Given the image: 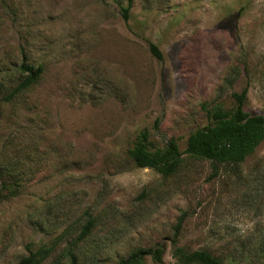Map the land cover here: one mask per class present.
I'll return each mask as SVG.
<instances>
[{
	"label": "rangeland",
	"instance_id": "1",
	"mask_svg": "<svg viewBox=\"0 0 264 264\" xmlns=\"http://www.w3.org/2000/svg\"><path fill=\"white\" fill-rule=\"evenodd\" d=\"M245 2L134 0L126 20L128 0H0V264L41 248L42 264H117L158 243L163 261L147 263L178 264L180 222L189 251L264 264V142L218 173L185 155L164 177L128 156L145 128L184 151L244 88L264 115V0L236 17ZM24 60L44 74L4 101Z\"/></svg>",
	"mask_w": 264,
	"mask_h": 264
},
{
	"label": "trees",
	"instance_id": "2",
	"mask_svg": "<svg viewBox=\"0 0 264 264\" xmlns=\"http://www.w3.org/2000/svg\"><path fill=\"white\" fill-rule=\"evenodd\" d=\"M251 0L245 2L238 13L241 17L249 9ZM134 0H128L127 6L122 7L126 20L130 19V11ZM151 50L157 56L162 57L160 49L154 43ZM18 80L8 92H4V101H13L24 93L30 91L42 78L45 67L43 64H35L26 60L20 62L15 68ZM248 88L241 92L233 93V105L225 107L217 105L208 111L209 124L193 131L183 151L176 138H171L163 146H157L151 138L148 128L143 129L138 135L135 144L128 150L129 158L140 168H150L164 177H170L178 173L185 163V155L208 160L211 162L214 173L222 165H241L249 157L254 155L264 142V115L251 114L246 110V102L249 97ZM1 176V174H0ZM15 193V191H12ZM94 220L89 219L83 226L79 239L85 238L91 231ZM181 222L177 226L179 231ZM178 231L173 239V254L178 264H225L221 258L207 249L189 251L179 245ZM48 249L41 248L31 251L22 258L18 264H42L49 255ZM166 251L163 243L149 248H138L127 256L119 259L117 264H148L147 258L151 257L155 262L161 263ZM73 262L77 256L70 251Z\"/></svg>",
	"mask_w": 264,
	"mask_h": 264
}]
</instances>
